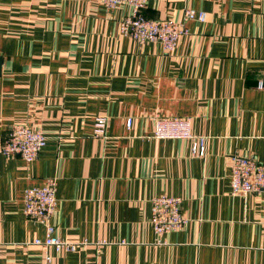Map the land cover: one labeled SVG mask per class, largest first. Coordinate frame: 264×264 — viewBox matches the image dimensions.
<instances>
[{
    "label": "crops",
    "instance_id": "0c3cea01",
    "mask_svg": "<svg viewBox=\"0 0 264 264\" xmlns=\"http://www.w3.org/2000/svg\"><path fill=\"white\" fill-rule=\"evenodd\" d=\"M187 9L206 19L166 53L119 34L127 6L0 0V150L15 125L47 138L31 163L0 152V264H264L262 196L230 187L232 156L264 163V0H150L143 14L180 22ZM156 116L190 118L206 157L152 139ZM53 177L52 222L73 252L33 245L46 229L23 214L24 191ZM161 195L188 223L159 238Z\"/></svg>",
    "mask_w": 264,
    "mask_h": 264
},
{
    "label": "built area",
    "instance_id": "2783aa9c",
    "mask_svg": "<svg viewBox=\"0 0 264 264\" xmlns=\"http://www.w3.org/2000/svg\"><path fill=\"white\" fill-rule=\"evenodd\" d=\"M149 1L99 0L106 10H114L119 6H127L130 9V14L118 24V32L121 36L139 44L158 43L166 53L172 52L178 40L188 35L186 24L189 21L203 23L206 19L205 13L187 9L180 22L153 20L143 14ZM258 87L264 88L263 83L260 82ZM106 120V117L95 119L94 133L96 136H104ZM152 123V139L189 141L192 158L204 159L206 157L208 137L191 132L190 118L156 116L153 117ZM131 125L132 119H128L126 126L130 128ZM46 144L47 138L41 131L34 130L27 125H15L7 133L0 152L5 157H19L25 163H31L38 158ZM230 187L232 196L261 195L264 220V163L257 162L250 157L232 156ZM56 189V177L47 179L41 187L26 189L23 193V214L29 221L43 225L46 229L45 241L36 240L33 245L41 246L45 251L54 248L56 253L73 252L77 245L59 239L52 222L57 208ZM181 205L182 200L178 197L161 195L152 198L149 223L157 237L160 238L185 227L188 219L183 216ZM51 262L52 258L45 254L41 264H51ZM86 264L100 263L95 261Z\"/></svg>",
    "mask_w": 264,
    "mask_h": 264
},
{
    "label": "water",
    "instance_id": "95a60500",
    "mask_svg": "<svg viewBox=\"0 0 264 264\" xmlns=\"http://www.w3.org/2000/svg\"><path fill=\"white\" fill-rule=\"evenodd\" d=\"M0 70H1V60H0Z\"/></svg>",
    "mask_w": 264,
    "mask_h": 264
}]
</instances>
